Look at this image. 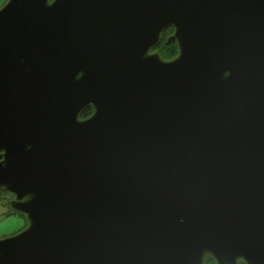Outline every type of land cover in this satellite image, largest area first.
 Segmentation results:
<instances>
[{
	"label": "water",
	"instance_id": "95a60500",
	"mask_svg": "<svg viewBox=\"0 0 264 264\" xmlns=\"http://www.w3.org/2000/svg\"><path fill=\"white\" fill-rule=\"evenodd\" d=\"M5 7L0 264H264V0Z\"/></svg>",
	"mask_w": 264,
	"mask_h": 264
},
{
	"label": "rangeland",
	"instance_id": "374dc122",
	"mask_svg": "<svg viewBox=\"0 0 264 264\" xmlns=\"http://www.w3.org/2000/svg\"><path fill=\"white\" fill-rule=\"evenodd\" d=\"M9 200L0 193V233H3L0 235V239L15 235L23 230L25 227H20L21 221L26 225V219L10 209ZM4 230L11 231L12 234L8 235Z\"/></svg>",
	"mask_w": 264,
	"mask_h": 264
},
{
	"label": "flooded vegetation",
	"instance_id": "af4514ba",
	"mask_svg": "<svg viewBox=\"0 0 264 264\" xmlns=\"http://www.w3.org/2000/svg\"><path fill=\"white\" fill-rule=\"evenodd\" d=\"M8 2H9V0H4V3L0 4V10L3 9ZM173 34H174V29L168 28L162 34V39H161L159 45L153 50V52H159L160 55L162 56V58L165 60H172L177 56V54L175 53V54H172L169 58H165L162 54V51H166L168 49H171L172 47H176L177 53L179 52L177 44L173 43V42H169V40H168ZM89 109H92V108H89ZM0 154H3V152L0 151ZM2 195L6 196L8 199H13V196H11L10 194H2Z\"/></svg>",
	"mask_w": 264,
	"mask_h": 264
},
{
	"label": "trees",
	"instance_id": "16d2710c",
	"mask_svg": "<svg viewBox=\"0 0 264 264\" xmlns=\"http://www.w3.org/2000/svg\"><path fill=\"white\" fill-rule=\"evenodd\" d=\"M175 53L177 54V48L176 47H172L171 49H168L166 51H162V54H163V56L165 58H169L172 54H175ZM92 113H93V110L92 109L86 110L84 112V114L82 115V117L83 118H87V117L91 116ZM208 261H209V259L207 260V263L206 264H208Z\"/></svg>",
	"mask_w": 264,
	"mask_h": 264
},
{
	"label": "clouds",
	"instance_id": "9594fccd",
	"mask_svg": "<svg viewBox=\"0 0 264 264\" xmlns=\"http://www.w3.org/2000/svg\"><path fill=\"white\" fill-rule=\"evenodd\" d=\"M52 2H54V0H49V3H52ZM8 5H9V4H8ZM8 5H7V6H8ZM5 8H6V7H4L3 10H4ZM178 54H179V52L177 53V55H178ZM20 227H21V228L26 227V225L23 223V221H21V223H20ZM4 231L7 232L8 235H11V234H12L11 231H6V230H4ZM0 235H3V233H0ZM208 264H215V262L212 261L211 257H209ZM239 264H245V262H244L243 260H241V261L239 262Z\"/></svg>",
	"mask_w": 264,
	"mask_h": 264
},
{
	"label": "snow or ice",
	"instance_id": "6c2138e0",
	"mask_svg": "<svg viewBox=\"0 0 264 264\" xmlns=\"http://www.w3.org/2000/svg\"><path fill=\"white\" fill-rule=\"evenodd\" d=\"M4 3V0H0V4H3Z\"/></svg>",
	"mask_w": 264,
	"mask_h": 264
}]
</instances>
